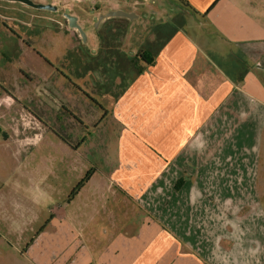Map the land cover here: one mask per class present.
I'll return each instance as SVG.
<instances>
[{"label": "crops", "instance_id": "crops-1", "mask_svg": "<svg viewBox=\"0 0 264 264\" xmlns=\"http://www.w3.org/2000/svg\"><path fill=\"white\" fill-rule=\"evenodd\" d=\"M75 1L71 13L85 40L59 23V11L48 10L55 16L0 5L20 15L11 17L19 20L12 23L22 37L0 26V170L5 176L11 160L28 151L14 145L19 106L28 125L31 106L50 111L47 106H67V93L75 94L66 91L67 77L52 71L43 56L61 65L74 49L68 64H75L78 79L89 77L90 101L113 106L121 124L117 173L124 185L131 174L141 175L136 179L143 183L151 176L159 183L183 177L180 190L196 186L209 200L242 199L259 207L256 221L264 224V0ZM117 9L130 17L100 21ZM27 20L47 25L53 38L38 26L29 28ZM37 34L43 36L42 49ZM29 51L40 59L41 71L34 70L40 67L32 64ZM39 85L44 100L34 103ZM30 129L22 126L25 139ZM136 163L130 171L129 164ZM158 243L146 231L116 236L97 264H203L195 249Z\"/></svg>", "mask_w": 264, "mask_h": 264}, {"label": "rangeland", "instance_id": "rangeland-1", "mask_svg": "<svg viewBox=\"0 0 264 264\" xmlns=\"http://www.w3.org/2000/svg\"><path fill=\"white\" fill-rule=\"evenodd\" d=\"M34 1L76 11L75 0ZM8 3L55 15L20 1L0 0V5ZM35 24L31 20L28 26L47 31V25ZM47 32L53 38L52 30ZM38 36L40 49L43 36ZM22 52L21 48L24 58ZM28 53L32 64L42 66L34 53ZM68 56L56 64L69 77L66 91L76 94L67 93V106H47L50 111L31 106L34 115L28 125L23 124L22 106L16 112L15 149L28 151L11 160L6 176L0 170V264H97L116 236L129 238L142 231L155 235L157 245L195 249L203 264H264V224L256 221L261 215L258 206L242 199L209 200L196 186L176 191L173 181L159 183L153 176L143 183L136 179L141 175H126L129 185H124L123 175L117 173L121 124L113 106L90 101L89 77L78 79L75 64H68L74 49ZM38 90L34 103L44 100L40 85ZM22 126L31 128L27 139ZM137 165L129 164V170L135 172ZM136 182L139 189L132 191ZM261 208L264 211V198Z\"/></svg>", "mask_w": 264, "mask_h": 264}, {"label": "flooded vegetation", "instance_id": "flooded-vegetation-1", "mask_svg": "<svg viewBox=\"0 0 264 264\" xmlns=\"http://www.w3.org/2000/svg\"><path fill=\"white\" fill-rule=\"evenodd\" d=\"M67 9H59V7L57 8V10H55L54 12H57L59 11V14H60V18L62 21H59V23H61L62 25H66V27L69 26V21L68 19L64 16V12H68ZM50 11H53V10H50ZM71 13V12H69ZM13 14V10L11 9H8L6 6H0V26H2L3 28H6L8 31H10L15 37H18V38H22L21 37V34L18 33V31L14 28V24H17L15 21H19L17 18H13L11 17V15ZM72 14V13H71ZM110 18V17H109ZM109 18H104L103 19V22L104 23H107V19ZM78 21V20H77ZM97 20H95L93 22V26H96ZM13 22V23H12ZM79 23V22H78ZM80 24V23H79ZM108 26L110 27L111 24L108 23ZM73 30H76L74 28H71ZM57 59V58H56ZM55 58H53L52 56L48 55H44L43 56V61L44 63L52 69V71L54 72H58L62 75H64L65 77H67V72L65 71V69H60L57 65H56V60ZM68 78V77H67Z\"/></svg>", "mask_w": 264, "mask_h": 264}, {"label": "water", "instance_id": "water-1", "mask_svg": "<svg viewBox=\"0 0 264 264\" xmlns=\"http://www.w3.org/2000/svg\"><path fill=\"white\" fill-rule=\"evenodd\" d=\"M14 1H20V2H23L29 6H32V7H35V8H42V9H48V10H57L58 6L56 4H53V3H44V2H36L34 0H14ZM130 13L129 12H126L124 10H121V9H117V10H110L108 13L106 14H102L100 16V21L103 20L104 18H109V17H117V16H123V17H130ZM64 16L68 19L69 21V27L70 28H74L76 29L81 37L83 38V40L86 39V34H85V31L82 27L81 24L78 23V18L76 15L74 14H71L69 12H64Z\"/></svg>", "mask_w": 264, "mask_h": 264}, {"label": "trees", "instance_id": "trees-1", "mask_svg": "<svg viewBox=\"0 0 264 264\" xmlns=\"http://www.w3.org/2000/svg\"><path fill=\"white\" fill-rule=\"evenodd\" d=\"M140 55H142L144 58H146V56L144 55V53L140 52ZM184 182H185V179H184L183 177H180V178L176 181V183H175V185H174L175 190H177V191L180 190L181 187L183 186ZM39 234H40V233H39ZM39 234H38V235H39Z\"/></svg>", "mask_w": 264, "mask_h": 264}]
</instances>
